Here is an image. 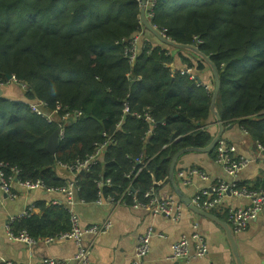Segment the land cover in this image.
Wrapping results in <instances>:
<instances>
[{"label":"trees","instance_id":"16d2710c","mask_svg":"<svg viewBox=\"0 0 264 264\" xmlns=\"http://www.w3.org/2000/svg\"><path fill=\"white\" fill-rule=\"evenodd\" d=\"M139 6V0H0V83L15 75L26 84L24 100L0 96V162L8 175L18 168V179L55 188L75 179L76 198L85 203L117 200L129 188L144 200L148 189L171 184L179 150L210 143L216 128L211 69L191 52L158 41L140 23ZM150 11L160 31L199 47L217 66L225 126L237 125L264 145V0H154ZM139 33L131 63L126 47ZM177 58L184 69L174 68ZM187 68L208 71L212 87ZM38 101L49 111H82L66 124L56 154L47 146L59 125L32 112L30 103ZM103 133L114 143L97 164L72 179L59 174L60 164L91 155L94 143L106 140ZM215 150L209 152L214 160ZM132 203L126 196V205ZM36 207L39 213L14 221L16 233L45 240L71 230L65 206Z\"/></svg>","mask_w":264,"mask_h":264},{"label":"crops","instance_id":"0c3cea01","mask_svg":"<svg viewBox=\"0 0 264 264\" xmlns=\"http://www.w3.org/2000/svg\"><path fill=\"white\" fill-rule=\"evenodd\" d=\"M151 41L156 42L154 39ZM184 66L183 62L177 58L174 68L184 69ZM194 73L196 76H200L202 83L211 86L208 71H194ZM3 94L4 97L10 99H25L24 91L16 83L5 85ZM216 129L217 126L213 130L216 132ZM223 138L234 143L238 152L250 158L251 162L236 177H232L215 162L209 153L188 152L183 154L177 162L175 176L179 186L191 198L200 188H210L221 179L236 180L238 185L253 186L257 184L261 187L264 184V152H260L255 141L249 138L246 131L237 125L226 130ZM190 167L204 171L208 178L205 179L197 174L193 176L190 185L184 186L178 178L177 172ZM58 172L67 179L73 177L71 172L63 167H58ZM14 191L17 194L14 198L0 191V264H4V260L35 264L47 257L64 259L66 264H83L75 259L81 246L90 248L89 264H131L135 259L139 236L150 227L155 230V234L151 238L150 251L144 259V264H235L223 227L213 220L193 212L185 205L180 218L172 220L165 214L154 215L128 205L114 206L96 202H76L74 210L78 213L83 225L111 219L112 227L98 236L84 234L78 242L68 238L56 239L52 242L39 239L35 244L29 246L10 237L7 232V223L11 218L21 215L31 206L33 213H39L40 210L36 204L52 202L55 194L41 189L27 190L17 184L14 185ZM172 193L175 192L171 184L165 185L159 191L161 196ZM175 197L180 201L177 195ZM248 203L247 198L235 197L230 194L223 197L224 207H238ZM215 212L224 216L222 210L216 209ZM195 231L206 238L209 246L208 254L203 258L190 260L170 259L171 245L182 235L191 236ZM235 235L244 264H264V216L253 219L245 231Z\"/></svg>","mask_w":264,"mask_h":264},{"label":"built area","instance_id":"2783aa9c","mask_svg":"<svg viewBox=\"0 0 264 264\" xmlns=\"http://www.w3.org/2000/svg\"><path fill=\"white\" fill-rule=\"evenodd\" d=\"M140 1V0H139ZM154 4V0H149L147 10L151 9ZM148 17L153 16L150 11L147 14ZM163 32V31H162ZM164 33V32H163ZM165 34V33H164ZM166 35V34H165ZM142 33L135 35L130 42V46L126 47V53L128 59L131 63H134L136 55L140 49ZM185 72L192 74V77H196L193 69L187 68ZM9 83H16L21 88L25 89L26 84L20 82L15 75L8 78L6 84L0 83V89ZM204 84V83H201ZM209 87L207 84H204ZM210 88V87H209ZM1 96V94H0ZM30 108L35 114L45 118L49 123L56 122L61 129L59 136L60 140L64 138L65 127L70 119L79 118L82 115L81 110H62L61 107L49 111L47 110V104L43 101L30 103ZM129 111V106L125 104L123 112L127 113ZM56 118L58 120H56ZM149 119V117H145ZM106 140L102 142L94 143V152L84 159H77L71 164H60L61 167L67 169L73 175V178L77 176L78 173L83 171H89L90 168L97 164L99 160L102 159L104 150L112 143L114 140L103 133ZM260 152H264V145L256 142L255 143ZM215 162L220 165L223 170L232 177H236L243 168H245L251 159L240 154L238 148L234 143H231L225 138L219 140L217 146L215 147ZM141 162V160H139ZM8 168L6 163L0 162V191L8 194L10 197L14 198L17 196L14 191V185L17 184L27 190L41 189L49 193L55 194V198L52 200V204L65 206L71 214V230L67 233L60 234L56 237L46 238L47 242H52L56 239H73L76 242L84 234H92L98 236L107 232L112 227V220L107 219L105 221L83 225L80 221L78 213L74 210V205L76 202L85 203L76 198V180L72 179L67 184L55 188L47 187L43 182L37 180L33 181H22L16 176L20 173L18 168L11 167V171L15 175H8L6 172ZM200 175L203 178H208L204 171L196 167H190L187 169H180L177 172L178 178L181 180L184 186H188L192 182V178L195 175ZM110 180L107 181L109 183ZM98 186H102V182L98 183ZM175 194V193H174ZM167 194L166 196H161L154 188H150L144 192V200L139 199L136 192L131 191L130 188L125 190L119 199L115 200L114 197L104 198L100 196L96 203L98 204H110L114 206L126 205V196L132 197L133 203L131 206L136 209H143L154 215L165 214L172 220H177L180 218L184 207V204L179 201L174 195ZM226 194H230L235 197L247 198L249 203L247 205H242L238 207H224L223 197ZM192 202L198 207L213 212L216 209L222 210L224 215H226L227 221L231 224L235 234L243 232L247 229L250 222L259 216H264V187L255 188L250 185L239 186L236 180H225L221 179L215 183L212 187L200 188L192 196ZM33 210V207H29L21 215L11 218L7 223V232L10 237L19 242H23L29 246L37 242L36 239L32 238L26 232L16 233L13 229V223L16 219L23 216L29 215ZM155 234V230L150 227L138 238L136 246L135 259L131 264H144V259L150 251V241L152 236ZM160 235V234H158ZM161 236V235H160ZM209 246L206 238L201 235L198 231L192 233L191 236L182 235L179 240L171 245L170 259H193V258H203L208 254ZM90 248L81 246L75 256V259L83 264L90 263ZM1 259V258H0ZM4 264H22L20 262H15L12 260H4ZM35 264H66V260L47 257L39 260Z\"/></svg>","mask_w":264,"mask_h":264},{"label":"water","instance_id":"95a60500","mask_svg":"<svg viewBox=\"0 0 264 264\" xmlns=\"http://www.w3.org/2000/svg\"><path fill=\"white\" fill-rule=\"evenodd\" d=\"M139 3H140V6H139L140 23L144 26L145 29L148 30L149 33H151L158 41H160L161 43H163L165 45H168L172 48L181 49V50L191 52L192 54L201 58L202 60H204L207 63V65L209 66V68L212 71V74L214 77V88H213V94H212V99H211V111H212V114L214 116L215 123L217 126L216 132H215L212 140L210 141V143L207 146H205V147H193V146L185 147V148H182L181 150H179L174 155L172 162L170 164L169 180H170V183L173 187L175 194L178 196L180 201L188 209L192 210L193 212H195L201 216H204L206 218L213 220L214 222L218 223L220 226L223 227V229L225 230L226 236H227V240H228L230 247H231V250H232V254H233V257L235 260V264H244V262L241 258L237 237L235 235V232H234L231 224L228 221H225L224 219L219 217L217 214L210 212V211H206V210L198 207L197 205H195L192 202V198L189 195H187L182 190V188L179 186V184L176 181V176H175V170H176L177 162L183 154L188 153V152H203V153L211 152L217 146L219 140L223 138L225 131L228 129H231L234 126L233 124L225 126V124L223 123V121L221 119L219 110L217 108V99H218V95H219L220 88H221V80H220L219 70H218L217 66L215 65V63L212 61V59L208 55H206L203 51H201L199 49V47H197L195 45L184 44V43H180V42H177L175 40H172L167 35H165L162 31H160L155 25H153V23L151 22V20L147 16V8H148L149 0H140ZM8 78H11V76L9 75ZM197 80L199 83H201L200 79L197 78ZM0 94L1 95L3 94V89H0ZM60 131H61V129L59 127L56 128V130L53 132V134L49 137L47 147H48V150L51 154H56V152H57V149H58V146L60 143V136H59Z\"/></svg>","mask_w":264,"mask_h":264},{"label":"rangeland","instance_id":"374dc122","mask_svg":"<svg viewBox=\"0 0 264 264\" xmlns=\"http://www.w3.org/2000/svg\"><path fill=\"white\" fill-rule=\"evenodd\" d=\"M211 85V84H210ZM211 87H212V85H211Z\"/></svg>","mask_w":264,"mask_h":264}]
</instances>
